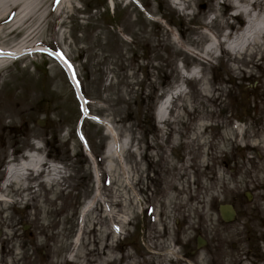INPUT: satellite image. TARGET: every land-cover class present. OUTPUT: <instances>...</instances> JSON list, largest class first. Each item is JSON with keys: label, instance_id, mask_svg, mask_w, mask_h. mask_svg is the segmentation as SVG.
Returning <instances> with one entry per match:
<instances>
[{"label": "rangeland", "instance_id": "1", "mask_svg": "<svg viewBox=\"0 0 264 264\" xmlns=\"http://www.w3.org/2000/svg\"><path fill=\"white\" fill-rule=\"evenodd\" d=\"M4 7L0 264H264V0Z\"/></svg>", "mask_w": 264, "mask_h": 264}, {"label": "flooded vegetation", "instance_id": "2", "mask_svg": "<svg viewBox=\"0 0 264 264\" xmlns=\"http://www.w3.org/2000/svg\"><path fill=\"white\" fill-rule=\"evenodd\" d=\"M144 224H147L145 223L146 221L143 220ZM147 230V225L145 226L144 228V231H143V246L145 245L144 242L148 241L147 237H148V234H145V231ZM136 233H137V229L134 228V231L132 232V242L129 243V247L132 248L133 251H129L130 253H132V258L135 259L134 257H139V261L142 260V264H149V254H151V251H135L136 248H135V236H136ZM177 264H178V255H177Z\"/></svg>", "mask_w": 264, "mask_h": 264}, {"label": "water", "instance_id": "3", "mask_svg": "<svg viewBox=\"0 0 264 264\" xmlns=\"http://www.w3.org/2000/svg\"><path fill=\"white\" fill-rule=\"evenodd\" d=\"M219 213L224 222H231L234 220L235 213L230 205L220 206Z\"/></svg>", "mask_w": 264, "mask_h": 264}, {"label": "bare ground", "instance_id": "4", "mask_svg": "<svg viewBox=\"0 0 264 264\" xmlns=\"http://www.w3.org/2000/svg\"><path fill=\"white\" fill-rule=\"evenodd\" d=\"M14 8H16V7L14 6ZM5 11H6L5 7L0 11V25H1L2 23H5V22H6V17L8 16V14H9V12H10V10H9L8 13H6V14L3 15V13H4ZM7 22H8V21H7ZM2 55H5V54H0V57H2ZM71 80H72V78H71ZM72 81L75 83L74 80H72ZM26 172H30V171L26 170ZM168 255H174V253L171 252V251H169V252H168Z\"/></svg>", "mask_w": 264, "mask_h": 264}, {"label": "trees", "instance_id": "5", "mask_svg": "<svg viewBox=\"0 0 264 264\" xmlns=\"http://www.w3.org/2000/svg\"><path fill=\"white\" fill-rule=\"evenodd\" d=\"M81 92H82V94H83V96L85 97V98H88V94L86 93V92H83L82 91V88H81ZM79 118V117H78Z\"/></svg>", "mask_w": 264, "mask_h": 264}]
</instances>
